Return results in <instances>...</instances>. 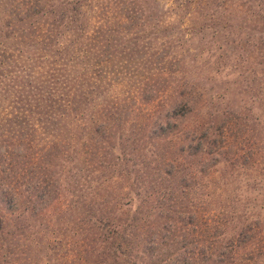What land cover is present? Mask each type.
Wrapping results in <instances>:
<instances>
[{
  "label": "trees",
  "instance_id": "16d2710c",
  "mask_svg": "<svg viewBox=\"0 0 264 264\" xmlns=\"http://www.w3.org/2000/svg\"><path fill=\"white\" fill-rule=\"evenodd\" d=\"M171 2L0 0V264H264V0Z\"/></svg>",
  "mask_w": 264,
  "mask_h": 264
},
{
  "label": "rangeland",
  "instance_id": "374dc122",
  "mask_svg": "<svg viewBox=\"0 0 264 264\" xmlns=\"http://www.w3.org/2000/svg\"><path fill=\"white\" fill-rule=\"evenodd\" d=\"M172 6V2L171 0H159V8L161 10L163 9H167V8H170ZM167 19L166 17L163 18V21ZM170 22V21H169ZM168 21L166 22L165 26H162L163 29L167 30L168 29V32H170L171 34L176 32L178 33L177 35H184L187 33V24H184L183 23V28H182V25L179 23V22H174V21H171L169 23ZM179 27H181V29H179ZM234 77H228L227 79L224 78L221 82L223 85H219L221 87L218 86V88H215L214 90H218L219 92H223L225 90V87L226 85H224V82H228V83H231L233 81ZM248 91V90H247ZM209 92L211 95H215L216 93L213 92L212 90L210 91L209 89ZM236 93H238V91H235L233 93H230V94H226L227 95V101H225V104L227 105V103L229 104V106L232 108V109H244L245 111L247 110H250L251 109V114L250 115H255V116H261L262 114L264 115V111L260 109V107L258 106H252L250 104H247L246 105L241 102V98L240 96ZM250 93V92H249ZM225 107V106H224ZM254 108V109H253Z\"/></svg>",
  "mask_w": 264,
  "mask_h": 264
}]
</instances>
